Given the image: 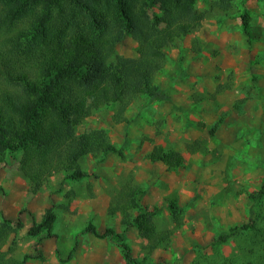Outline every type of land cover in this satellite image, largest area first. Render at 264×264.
Returning a JSON list of instances; mask_svg holds the SVG:
<instances>
[{"label":"rangeland","instance_id":"obj_1","mask_svg":"<svg viewBox=\"0 0 264 264\" xmlns=\"http://www.w3.org/2000/svg\"><path fill=\"white\" fill-rule=\"evenodd\" d=\"M164 1L156 0L152 8L157 17L145 12L147 23L162 24ZM225 3L198 0L196 9L204 14L200 26L172 46H164L167 60L155 84L166 89L171 102L150 104L147 97L139 96L123 112L119 105L111 104L83 115L54 117L60 128H71L76 136L104 130L110 142L120 148V155H107L102 162L84 156L79 168L86 177L72 181L65 180L62 172L53 173L34 195L18 164L0 158V224L5 218L20 219L23 225L0 246V264H27L24 256L39 258L30 264H43L40 255L45 236L26 234L32 208L43 210L31 205L30 199L43 188L52 190L49 197L56 200L52 231L58 238L56 260L71 264L82 250L81 242L87 245L96 239L84 232L87 225L100 226L101 232L111 228L121 233L123 215H137L136 209L121 211L112 204L126 186L147 189L141 203L150 211L160 209L148 224L144 222L158 240L156 248L150 249L152 240L136 228L125 234L132 257L141 264H264V197L259 203L251 200L264 177V0ZM243 11L249 17V35L240 24ZM156 41L161 43L160 38ZM136 47L133 37H125L115 47L109 67L135 58ZM200 96L203 99L199 100ZM154 146L180 153L184 162L168 168L146 160ZM13 176L20 177L22 183L12 189L7 181ZM97 195L105 220L100 215L77 216L78 207L91 205L89 199ZM8 197L23 199L22 207L12 216L5 215L1 206ZM171 201L178 207L175 218L168 206ZM250 205L255 211L252 227L226 242H214L220 232L248 221ZM32 215L37 220L36 213ZM63 216L69 218L65 224ZM68 234L76 245L67 261L60 245ZM96 241L117 250L109 256L113 262L106 264H127L115 243ZM83 253L80 259L87 264Z\"/></svg>","mask_w":264,"mask_h":264},{"label":"trees","instance_id":"obj_2","mask_svg":"<svg viewBox=\"0 0 264 264\" xmlns=\"http://www.w3.org/2000/svg\"><path fill=\"white\" fill-rule=\"evenodd\" d=\"M197 1L165 0L160 9L162 24L157 25L144 20L145 12L157 17L152 13L156 0H0V158L18 164L30 194L38 193L56 172H62L65 180L86 177L79 168L84 156L102 162L107 155L121 154L104 130L76 136L71 128L59 127L56 115H83L111 104L119 105L123 112L139 96L147 97L150 104L171 102L166 89L155 84V77L167 60L164 46H172L200 26L204 14L196 9ZM239 20L249 35L245 11ZM127 36L136 40L137 56L110 68L115 47ZM145 159L168 168L184 162L180 153L161 146H154ZM146 193L147 189L126 186L121 197L112 200L118 210H137L135 216L123 215L121 233L111 228L99 232L92 224L84 229L97 239L115 243L127 264H141L125 243V234L132 227L152 240L150 249L158 241L145 223L160 209L150 211L143 206ZM263 197L264 177L251 200L259 203ZM168 206L175 218L178 207L173 201ZM254 214L250 205L248 221L220 232L214 242H226L250 229ZM30 215L27 236L53 235L54 206L45 209L39 222ZM22 226L20 219L3 218L0 246ZM27 259L24 256L23 262Z\"/></svg>","mask_w":264,"mask_h":264},{"label":"crops","instance_id":"obj_3","mask_svg":"<svg viewBox=\"0 0 264 264\" xmlns=\"http://www.w3.org/2000/svg\"><path fill=\"white\" fill-rule=\"evenodd\" d=\"M21 183H22V179H20V177H17V176H13L12 178L9 177V180L7 181L8 186L12 189L15 185H19ZM26 184H24L25 188H27ZM47 190L48 191H45V189L43 188L41 193H39L35 196L34 200L30 199L31 205H33V203H34V205H37L40 208H43L42 211L40 209L35 210L34 208H32L33 210H31V212L33 214L36 213V218H37L36 221L37 222H39V220H41L40 218L42 216V212L45 211V209L56 204L55 203L56 200L52 201L49 197V195L52 194V190H49V189H47ZM99 197H100V195H97L94 198H90L89 201L92 203L91 205L88 203H84L85 205H80V207H78L79 211H78L77 216H80V215L86 213V214H90V215L104 216L103 220H105V212L103 211V208L101 207L102 206L101 203L98 202L100 200ZM144 197L142 199H144ZM22 204H23V199L20 200V197L14 198V199L11 197L10 198L8 197L5 201H3L1 206H3L2 210H3V213L5 215L12 216L16 212H18V210H20V208L22 207ZM74 206H75V204H74ZM104 208H106V207H104ZM66 220H69V218L67 216H63L62 222L64 224L67 222ZM94 226L99 232H101L100 226H96V225H94ZM88 234L92 235L90 233H88ZM66 237H67V239L65 240V238H64V241H62V244L60 246H62L65 249L64 252H66L67 261H68L71 259V255L73 252L72 249H73V246L76 245V242H75L74 238L69 237V234L66 235ZM45 238L46 239H44L41 242L42 243L41 244L42 245V253L40 256L42 257L43 264H59L58 261L56 260L57 257H56V253H55L56 252L55 251V249H56L55 244L57 243L58 238H56L54 236V234L52 236L45 237ZM94 238H96V237H94ZM96 239H95V241H91V242L87 241L86 242L87 245H85V242L82 241L81 245H80V248L82 250L79 249L77 251V253H76L77 257L71 259V261H72L71 264H83V260L80 259V254L82 252H84L83 257L85 259L87 258V264H106L107 261L112 263L113 261L111 258H109V256H111V255L114 256L117 253L116 248L114 246L108 245L107 243H104L102 241H96ZM107 246L109 248H107ZM34 259H39V258L38 257H35V258L29 257V259H27V261L29 260L27 264H30V262H32ZM48 261H49V263H48Z\"/></svg>","mask_w":264,"mask_h":264}]
</instances>
